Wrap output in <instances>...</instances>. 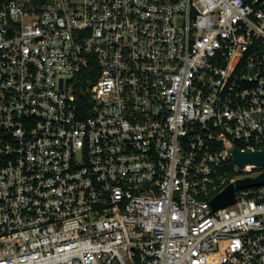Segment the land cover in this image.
Here are the masks:
<instances>
[{
    "label": "built area",
    "instance_id": "built-area-1",
    "mask_svg": "<svg viewBox=\"0 0 264 264\" xmlns=\"http://www.w3.org/2000/svg\"><path fill=\"white\" fill-rule=\"evenodd\" d=\"M235 149L264 152V0H0V264H264Z\"/></svg>",
    "mask_w": 264,
    "mask_h": 264
},
{
    "label": "water",
    "instance_id": "water-1",
    "mask_svg": "<svg viewBox=\"0 0 264 264\" xmlns=\"http://www.w3.org/2000/svg\"><path fill=\"white\" fill-rule=\"evenodd\" d=\"M233 160L237 163L240 167H243L246 164H264V152L257 151V152H240L238 150H233ZM264 183V173L259 175L255 179H245L238 181V187L248 186V185H255ZM235 201V192L234 186L231 184L229 185L222 193L217 195L212 203L214 208L223 207L229 205Z\"/></svg>",
    "mask_w": 264,
    "mask_h": 264
},
{
    "label": "trees",
    "instance_id": "trees-1",
    "mask_svg": "<svg viewBox=\"0 0 264 264\" xmlns=\"http://www.w3.org/2000/svg\"><path fill=\"white\" fill-rule=\"evenodd\" d=\"M78 78L80 80V83H79V89L76 91V93H77V96L79 98L80 94L83 92L84 87H85V76L84 77L83 76H79Z\"/></svg>",
    "mask_w": 264,
    "mask_h": 264
}]
</instances>
